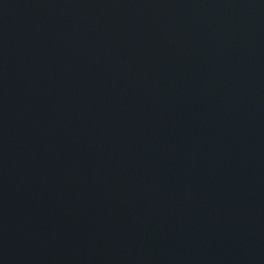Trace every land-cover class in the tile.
I'll list each match as a JSON object with an SVG mask.
<instances>
[{
  "label": "water",
  "instance_id": "1",
  "mask_svg": "<svg viewBox=\"0 0 264 264\" xmlns=\"http://www.w3.org/2000/svg\"><path fill=\"white\" fill-rule=\"evenodd\" d=\"M0 264H264V0H0Z\"/></svg>",
  "mask_w": 264,
  "mask_h": 264
}]
</instances>
